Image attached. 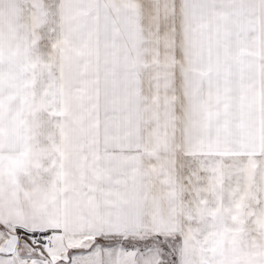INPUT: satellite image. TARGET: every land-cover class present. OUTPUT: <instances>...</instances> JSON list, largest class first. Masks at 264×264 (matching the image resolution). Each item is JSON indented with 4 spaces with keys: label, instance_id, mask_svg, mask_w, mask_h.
I'll return each instance as SVG.
<instances>
[{
    "label": "snow or ice",
    "instance_id": "obj_1",
    "mask_svg": "<svg viewBox=\"0 0 264 264\" xmlns=\"http://www.w3.org/2000/svg\"><path fill=\"white\" fill-rule=\"evenodd\" d=\"M0 264H264V0H0Z\"/></svg>",
    "mask_w": 264,
    "mask_h": 264
}]
</instances>
